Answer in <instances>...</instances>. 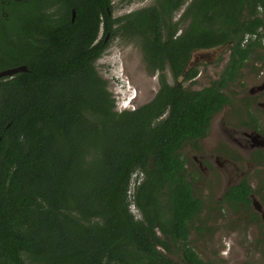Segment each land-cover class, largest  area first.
Segmentation results:
<instances>
[{"label":"trees","instance_id":"obj_1","mask_svg":"<svg viewBox=\"0 0 264 264\" xmlns=\"http://www.w3.org/2000/svg\"><path fill=\"white\" fill-rule=\"evenodd\" d=\"M262 31L264 0H156L118 18L112 0H0V72L27 68L0 79V264H221L189 244L203 204L181 150L230 104ZM117 37L140 39L159 73L138 109L118 111L96 68ZM230 41L219 80L179 84L194 50ZM252 192L227 196L250 203Z\"/></svg>","mask_w":264,"mask_h":264},{"label":"rangeland","instance_id":"obj_2","mask_svg":"<svg viewBox=\"0 0 264 264\" xmlns=\"http://www.w3.org/2000/svg\"><path fill=\"white\" fill-rule=\"evenodd\" d=\"M112 1L115 18L150 7L156 2V0H132L130 3H126V0ZM183 10L175 14V21L180 19ZM209 54L206 53L204 56ZM211 54L208 56L210 61L203 60L193 67L198 70L196 78L186 82L179 80L184 88L202 90L220 78L229 49ZM261 58L263 59L260 60ZM96 68L107 80L109 92L115 98L118 111L123 110L120 105L125 99L126 103H129V100L134 98L130 106L138 109L149 103L159 91V73L153 74L148 70L142 44L138 38L117 37L96 63ZM262 72L264 73V50L253 54L238 80L225 90L231 100V105L227 108L230 117H239L236 109L241 107L246 99H250L247 92L262 82ZM115 75L122 78L123 88L115 81ZM166 75L169 83L173 85L175 81L170 68H167ZM259 109L253 107V114L264 119V113ZM211 143H214L212 139ZM181 154L187 161V176L193 185L195 195L203 204L202 212L190 224V246L207 262L264 264V167H256L251 162L247 164L245 156L240 162L239 173L246 175L245 181H242L250 184L252 194L262 206L259 212L252 204L235 202L227 197V192L237 186L239 181L228 186L226 180L235 179L236 174H229L228 170H219L210 161H207L210 166L209 172L204 173L194 160L195 152L182 150ZM131 210L140 217L134 206ZM158 234L161 235L159 231ZM168 256L180 261V255L175 252L169 253Z\"/></svg>","mask_w":264,"mask_h":264},{"label":"flooded vegetation","instance_id":"obj_3","mask_svg":"<svg viewBox=\"0 0 264 264\" xmlns=\"http://www.w3.org/2000/svg\"><path fill=\"white\" fill-rule=\"evenodd\" d=\"M102 38L103 29L100 30L96 42L99 43ZM247 41L248 39H245L243 43L244 46L248 43ZM229 58L230 51L227 60L224 62L223 71L229 62ZM262 74L263 80L259 86L253 87L247 92V96H249L250 99H246L245 103L236 109V114L239 117L235 116L233 118L228 115L227 108L231 105L230 101L229 105L224 106L220 111L214 114L205 137L197 141H189L182 147L183 152H195L194 160L202 172H209L210 166L207 164V161H210L215 168L219 170H228L229 174H236L235 179L228 178L226 180L228 186L236 181H239L238 185L246 183L250 186L249 183L244 182L246 175L244 173H239L240 162L243 161V156L246 157L247 164L251 162L256 167H264V119L255 116L252 111L253 107H258L260 108L259 110L264 113V73L262 72ZM183 82L186 81L183 80ZM132 99L134 100V98ZM211 139L214 143H211ZM185 149L186 151H184ZM205 152H213V154L208 155ZM248 199L250 203L245 201L239 203L244 202L249 205L252 204L257 211L261 212L262 206L252 193ZM254 201L259 204L260 210L256 208Z\"/></svg>","mask_w":264,"mask_h":264},{"label":"water","instance_id":"obj_4","mask_svg":"<svg viewBox=\"0 0 264 264\" xmlns=\"http://www.w3.org/2000/svg\"><path fill=\"white\" fill-rule=\"evenodd\" d=\"M73 14H74L73 16H75V12ZM232 45H233V43H232V41H230V42H227L225 44L215 46L213 48L194 50L191 53L189 62L187 64L186 68H185V74L180 79L184 80V78L186 76V73L189 72L190 70H192L194 66H197L198 64H200L201 61H203V60L210 61L208 56L211 53H212L211 55H214V52L216 53L218 51H226L227 49H229V51H230ZM206 53H210V54L205 57L204 55ZM22 72H27V68L25 66L11 68V69H8V70L0 72V79L3 78V77H13L14 75L22 73ZM179 84H181V82H179ZM254 204H255L256 208L258 210H260V206H259V204L256 201H254Z\"/></svg>","mask_w":264,"mask_h":264},{"label":"clouds","instance_id":"obj_5","mask_svg":"<svg viewBox=\"0 0 264 264\" xmlns=\"http://www.w3.org/2000/svg\"><path fill=\"white\" fill-rule=\"evenodd\" d=\"M114 79H115V81L118 83V84H120V86H121V88H123L124 87V84L122 83L123 81L121 80V77L120 76H118V75H115L114 76ZM126 101H127V99H125L124 101H123V103L120 105L121 106V108L123 109V110H121V111H125V110H134L135 108H131V104H132V102H133V99H130L129 100V103H126ZM137 109V108H136ZM133 212V211H132Z\"/></svg>","mask_w":264,"mask_h":264},{"label":"built area","instance_id":"obj_6","mask_svg":"<svg viewBox=\"0 0 264 264\" xmlns=\"http://www.w3.org/2000/svg\"><path fill=\"white\" fill-rule=\"evenodd\" d=\"M246 39H249V36H247ZM263 44H264V41H263Z\"/></svg>","mask_w":264,"mask_h":264}]
</instances>
